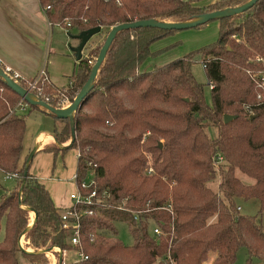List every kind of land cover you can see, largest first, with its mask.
Masks as SVG:
<instances>
[{"label": "trees", "instance_id": "16d2710c", "mask_svg": "<svg viewBox=\"0 0 264 264\" xmlns=\"http://www.w3.org/2000/svg\"><path fill=\"white\" fill-rule=\"evenodd\" d=\"M38 1L49 6V21L62 24L69 36L100 26L97 35L105 29V37L115 24L142 19L182 22L247 0L203 6L195 0ZM217 21L213 42L149 70L140 67L156 53L150 44L173 29L121 30L109 44L91 88L73 114L74 135L68 146L76 151L74 181L92 171L91 188L108 194L107 205L90 206L91 213L80 217L79 248L86 257L77 264H202L210 255L209 264H231L241 246L243 264H251L252 257L264 259V224L236 210V199L255 198L257 214L264 212V0ZM101 44L75 62L66 86L41 84L49 105L56 107L59 98L72 100ZM195 58L204 65L209 103L190 72ZM15 82L26 88L24 80ZM18 101L0 78V172L18 175L16 184L0 195V264H18L17 255L43 264L44 252L18 248L17 238L28 224L27 211L20 205L35 211L23 234L29 246L37 249L49 243L65 251L74 247L67 240L69 231L61 227L60 209L28 172L18 194L25 127L24 114L14 109ZM28 108L45 112L38 106ZM47 114L55 139L68 140V119ZM223 115L231 118L224 122ZM45 149L58 150L54 145ZM147 167L152 173H145ZM217 176L213 190L207 183ZM123 199L135 209L147 201L149 207L168 203L171 212L151 209L144 217L149 224L135 223L130 214L115 208ZM116 220L126 222L130 245L117 239ZM153 225L164 235L153 236Z\"/></svg>", "mask_w": 264, "mask_h": 264}, {"label": "crops", "instance_id": "0c3cea01", "mask_svg": "<svg viewBox=\"0 0 264 264\" xmlns=\"http://www.w3.org/2000/svg\"><path fill=\"white\" fill-rule=\"evenodd\" d=\"M215 1L217 0H195L194 4L203 6ZM211 25L213 26L209 28H193L188 34L193 39L205 33L217 35L218 21ZM71 36L61 26L49 21L38 0H0V62L17 73L21 80H31L43 68L52 86H66L76 62L68 49L77 43ZM151 50L157 51L158 48ZM31 112L35 113L34 119H38L40 123L37 121L39 125L24 127L20 160L23 156L26 157L34 145L37 146L29 161L28 173L47 190L53 205L62 209L69 205L68 194L75 190L73 176L76 153L73 148H68L69 140L61 144L54 142L51 116L36 109L29 111ZM42 123L44 125L40 127ZM50 145L58 150L55 153L46 150L45 147ZM66 161L70 164L69 169H66ZM54 252L56 253L45 252L49 264L57 261L58 252L56 249Z\"/></svg>", "mask_w": 264, "mask_h": 264}, {"label": "rangeland", "instance_id": "374dc122", "mask_svg": "<svg viewBox=\"0 0 264 264\" xmlns=\"http://www.w3.org/2000/svg\"><path fill=\"white\" fill-rule=\"evenodd\" d=\"M216 21L217 20H215V19L210 20L203 27L208 26L207 28H209V26H213L211 24H213V23L216 24ZM191 30H193V28L174 30V31L170 32L169 34H167L166 36L152 42L150 44V47H149L150 51H152L151 48L152 49L158 48V50L156 51V53L154 52L155 55H151L146 60H144V63L141 65L140 68L143 70H149L153 67H158V66H160V65H162V64H164V63H166L172 59L182 57L183 55L187 54L188 52H190V51H192V50H194V49H196L202 45L213 42L217 37L216 34L205 33V35H201L200 37L193 39L188 34V32H190ZM104 31H105V29H102V34L93 35L89 39V41L87 42V45H86L87 48L86 47L83 48V51H82L83 56H86L88 54V50H90L89 48H93L96 44H99L100 42H102V39L104 37V33H103ZM177 38H181V39L184 38L185 40H183V41L176 40ZM230 38H233V37L230 36ZM190 72H191L194 80L198 84H200L202 87V95H203L204 101L206 103H209V87L207 85V80L205 77L204 70H203L202 65H201L198 58H195V60L192 61L191 66H190ZM25 85L27 86V83H25ZM40 91H42V90H40ZM44 96L47 97L46 95H44ZM59 99H58V102L56 103V107L62 108V107H65L69 104L68 103L69 100H64L61 103ZM28 109L29 108H26L23 111H17L20 114H24L25 126H28L30 124H32L34 126L37 124L39 125L40 121L38 119H34L36 116L35 113L34 112L29 113ZM37 121L39 123H37ZM43 125H44L43 123L40 124V127H43ZM48 125L50 127V123ZM211 134H212V130H211ZM68 140H66L65 142H67ZM68 153H69V151H68ZM24 159H25V156H23V158L21 160H19V166L21 165V163ZM147 160H149V159H147ZM220 161H218V162H220ZM215 165H216V163H215ZM65 166H66V169H69L70 164H68V162L66 161ZM235 175L238 177H241L240 174L237 172H235ZM216 182H218V176L213 181L207 183V185L211 189L215 190L216 189ZM15 184H16V180L12 181V178L11 179H5L4 174L2 172H0V186H1L0 195L2 193L8 192L10 190V188H12ZM236 206L238 207V210H237V207H236V210L238 211L239 214L255 215L256 221L260 222L261 224H264V212L257 214L258 202L255 198H251V199H248L246 201L241 200V199H236ZM32 215H33L32 212H29V211L27 212L28 223H30V221H31L29 219V216L32 218ZM113 224H114V227L116 230L117 239L124 245H130L133 242V239H132V236H131L129 230L127 229L126 222L122 221V220H116V221H114ZM20 243L22 244V246H26L27 249H35L34 247L29 246L28 242H26V240L23 238V236L21 237ZM45 246H52V245H50L49 243H46ZM45 246H43V247H45ZM56 251H58V249H56ZM52 252L54 254L56 253L54 251H52ZM61 253H62V260L65 262H68L70 260H74L76 258L75 251L72 248L68 249L66 251L62 250ZM17 257H18V264H31V263H29V261L26 258H23L20 255H17ZM45 257H46V262L43 264H49L50 261H49L48 257L46 256V254H45ZM244 258H245V249L241 246L237 249L235 259L231 264H243ZM211 259H212V255L208 256L206 258V260L203 261L202 264H209ZM251 264H264V259H262L260 257L259 258L258 257H252L251 258Z\"/></svg>", "mask_w": 264, "mask_h": 264}, {"label": "water", "instance_id": "95a60500", "mask_svg": "<svg viewBox=\"0 0 264 264\" xmlns=\"http://www.w3.org/2000/svg\"><path fill=\"white\" fill-rule=\"evenodd\" d=\"M255 1L256 0H247L244 3H242L236 7H233V8L225 7V8H222L220 10H214L211 12L202 13V14L195 16L194 18H192L190 20L182 21V22H170V21H157V20H153V19H142V20H135L132 22L119 23V24H115V25L111 26L108 29V31H107V33H106V35L102 41V44L98 50V53L94 59L92 66L90 67V71L87 75V78L85 79L84 83L80 87L79 91L75 94V96L69 102V104L65 107H62V108L53 107V106L49 105L47 102L41 100L40 98L35 97L26 88L21 87L19 84H17V82L12 80L1 68H0V78L4 82V84L9 89H11L13 92H15L19 96V99L26 102L28 106L29 105L38 106V107L44 109L45 112L53 114L56 118H67L69 121V126H70V137H69V142L67 145V146H69L72 139H73V135H74L73 114L77 110V108L80 106V103H81L83 97L85 96V94L91 88L92 83L95 79L98 67L100 66V64L104 58L105 52H106L109 44L111 43L112 39L114 38V36L117 32H119L121 30L133 29V28H137V27H155V28H160V29H165V30H170V29L181 30V29L194 28L195 26L204 24L210 20H214V19L217 20V19L222 18V17H228V16L240 14L244 10L248 9ZM100 29H101L100 26H94V27H90V28H87L85 30H82V31L78 32L77 34L71 36L77 40V43L74 46H69L68 49L73 54V57L76 61L81 59L82 50H83L84 46L87 44V42L89 41V39L93 35H96L97 33L100 32ZM230 118H231V116H229V115H223V121L224 122L228 121ZM53 140L56 144H59V142L55 139L54 135H53ZM36 147L37 146L34 145L24 159V166H23L22 175H21L20 182H19L18 194H20V189L23 186L25 176L28 172L27 169H28L29 161L31 160L33 153L36 150ZM20 207L24 208L27 212L31 211L33 216H32L30 223H28L26 225V227L21 231V233L19 234V236L17 238L18 248L22 251H28V252H44L45 253L47 251H50L52 249V246H54V245L45 246V247H41V248H37V249H27V248L20 245L21 237L23 236V234L26 232V230L30 227V225L32 224V222L35 219V211L33 209H31L29 207H25L23 205H20ZM57 249H58V251H57L58 252L57 264H60L61 263V251H60L61 249L59 246H57Z\"/></svg>", "mask_w": 264, "mask_h": 264}, {"label": "built area", "instance_id": "2783aa9c", "mask_svg": "<svg viewBox=\"0 0 264 264\" xmlns=\"http://www.w3.org/2000/svg\"><path fill=\"white\" fill-rule=\"evenodd\" d=\"M49 6H44L43 9L47 10ZM54 24L61 26L64 29V26L58 22H55ZM66 26H68V23L65 21ZM65 30V29H64ZM234 38V35H232ZM256 61L261 60L260 58H255ZM0 65L1 62H0ZM202 68L203 64L201 63ZM12 80L20 79L17 73L11 71L8 67L4 66L3 70ZM27 83L26 89L31 92L35 97L40 98L41 100L47 102L48 97H45L44 95L41 94V84L43 82H48L46 73L43 68H41L34 78L31 80H24ZM60 102L62 103L64 98L59 99ZM70 102V101H69ZM68 102V103H69ZM26 108H28V105L26 102L23 100L19 99V101L15 104L14 109L16 111H23ZM220 157H217V162L220 161ZM152 172V169L150 167H147L145 169L146 174H150ZM18 177L17 172H11V173H5L4 178L5 179H16ZM74 180V176H73ZM75 190L70 192L68 194V199L70 201L69 205L60 209L59 211V216H60V221H61V227L63 229H67L69 231V235L67 237L68 243L74 247L75 255L76 258L72 260L71 263L65 262L62 260V253H61V263L60 264H77L76 261L82 258H85L86 255H84L79 248V234H80V217L86 214L91 213V209L89 208L90 206H105L107 205L105 203V197H108V194L106 191H103L101 193H97L94 189L91 188L93 185V178H92V171H89L86 173L85 177L79 182H75ZM149 201L145 203V207L141 206L138 209L130 207L127 203L126 200L123 199L116 203L115 208L117 210H120L122 212H126L131 215L132 220L137 223L140 220H143L146 222V224H149V219L145 221V218L148 214V212L151 209H157V210H168L171 212V206L167 203L164 206H155V207H149L148 206ZM238 210V207H237ZM33 216V215H32ZM29 219L31 220L32 218L29 216ZM151 234L153 236H163L164 233L160 229V227L153 225L149 228ZM27 242V241H26ZM25 243V242H24ZM22 246V244L20 243ZM26 248V246H23ZM54 249V250H53ZM55 249L52 246V249L48 251L49 253H53L52 251H55ZM73 249V248H72ZM62 251V250H61ZM52 264H57V261L52 263Z\"/></svg>", "mask_w": 264, "mask_h": 264}, {"label": "bare ground", "instance_id": "6f19581e", "mask_svg": "<svg viewBox=\"0 0 264 264\" xmlns=\"http://www.w3.org/2000/svg\"><path fill=\"white\" fill-rule=\"evenodd\" d=\"M45 139H47V138H45ZM42 140V139H41ZM29 212H31V211H29ZM20 242H21V239H20Z\"/></svg>", "mask_w": 264, "mask_h": 264}]
</instances>
